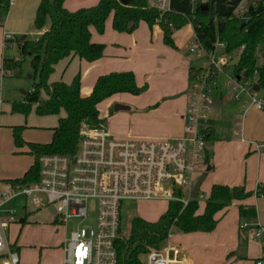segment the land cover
<instances>
[{"label": "crops", "instance_id": "1", "mask_svg": "<svg viewBox=\"0 0 264 264\" xmlns=\"http://www.w3.org/2000/svg\"><path fill=\"white\" fill-rule=\"evenodd\" d=\"M40 1L9 0L8 10L0 25V192L5 190L9 180L21 177L33 164L34 156L29 153L27 143H48L27 141L23 138V133H27L24 129L31 127L30 116L36 105L32 106L27 115L13 112L12 104L24 102L27 92L23 91L24 96H18L13 86L7 85L5 88L4 85L5 76L10 75L13 70L8 66L7 60L20 61L19 38H36L48 29L49 19L41 29H37L34 23ZM98 2L99 0H64L63 6L69 11H75L79 8L91 7ZM250 2V0H210L209 9L214 16L239 14L249 7ZM173 4L190 5L189 10L175 9L177 12L186 13L194 10V5L190 3L174 0ZM104 31L105 34L108 32L107 38L105 34H98L93 27H90L91 41L105 46L101 58L87 62L78 56L70 55L54 65L48 82L62 81L70 84L79 74L80 96L86 97L91 93L100 75L132 71L139 86L147 85L146 91L137 96L127 93L115 94L104 100L98 105L99 119L104 123L106 121L109 131L120 137L164 139L183 136L186 108L193 83H190L188 77L189 68L193 65L190 57L185 53L188 43L194 37L192 25L189 23L174 31L172 39L177 49L165 45L162 31H158L155 26L150 30L144 22H139L137 28L130 33L118 32L112 28L110 15L106 20ZM13 49L17 53H13ZM9 51L12 52L8 54ZM225 56L229 63L230 56L227 54ZM222 72L225 79L219 83L217 72L215 87L210 97V104L214 100L215 108L212 120H207L208 126L211 127V139L207 141L206 147L210 170L204 180L211 176L213 182L211 186L213 184L244 185L252 195L243 201L235 200L231 205L217 212L216 227L210 232L179 231L172 236L171 230L176 229L172 228L162 249L176 255L179 259L177 264H257L258 262L264 264V244L255 237V228L258 225L264 226V194L261 196L255 194L257 190L264 188V109L259 110L250 105V95L235 89L236 85L230 69L224 68ZM41 95L44 100L47 99L44 92ZM103 103H106V107L101 110L99 107ZM114 103L129 106L134 104L139 111L113 113L110 109ZM18 126L23 127L21 137L25 144L21 147L14 143L13 128ZM20 153L30 155L20 156ZM243 155L247 156L244 171L240 169H237L240 171L234 172V169L232 171L229 164L240 160ZM211 186L207 187V193H203L205 198L208 197ZM241 203L254 205L255 218L243 220L239 217L238 206ZM204 206L205 203L201 210L198 203V214L203 212ZM166 207L165 202H143L136 208L128 210L125 218L126 239L130 233L131 220L135 215L157 220ZM26 219L24 214L19 216V222L24 223ZM244 222L248 224L246 227H242ZM68 234L69 232L65 231L57 246L39 245L37 248L36 245H29V249H22L18 244V236L11 244L18 252L21 264H63V241ZM28 253H32L30 257ZM55 253L59 255L53 256Z\"/></svg>", "mask_w": 264, "mask_h": 264}, {"label": "trees", "instance_id": "2", "mask_svg": "<svg viewBox=\"0 0 264 264\" xmlns=\"http://www.w3.org/2000/svg\"><path fill=\"white\" fill-rule=\"evenodd\" d=\"M179 1L188 3L190 0ZM63 3L64 0H41L34 23L37 29H41L49 19L48 29L36 38H19L21 54L31 57L34 82L24 102L12 104V111L27 115L32 106L36 105L35 111L39 115L59 114L63 110L65 116L58 119L50 142L27 143L29 153L34 156V162L21 177L9 180L11 184L37 180L38 157L43 153L75 154L81 122H100L98 105L104 100L115 94L127 93L137 96L146 91L147 85L139 86L132 71L100 75L91 93L86 97L80 96L79 74L70 84L62 81L48 82L54 65L70 55L78 56L87 62H93L103 56L105 46L91 41L90 27L98 34H103L110 15L112 28L127 33L137 28L139 22L146 23L151 30L156 19H159L163 42L173 49H177L172 39L174 31L191 23L194 37L206 52L212 50L218 41L224 44V52L231 60L238 56L236 64L225 65L223 69H230L237 82L244 83L254 79L264 94V0L251 1L242 14L216 16L210 12V0L203 4L198 2L193 12L181 14L171 11L162 15L145 8L141 0H126V3L122 0H99L96 5L75 11L67 10ZM205 6L208 8H204ZM8 7L9 0H0V25ZM210 19H213L211 23ZM169 24H172V27ZM241 46L243 49L239 52ZM260 59H263L262 62ZM7 62L10 68H19L20 61L8 59ZM203 71L202 67H190V83ZM216 76L217 73L211 75L208 83L216 80ZM42 92L46 94L47 99L41 98ZM22 129L21 126L13 128L14 143L18 147L25 144L21 137ZM206 133L208 141L211 139L210 126L207 127ZM208 161L206 156V162ZM255 194L261 196L264 194V188L257 190ZM251 195L252 192L247 191L244 185L213 184L201 214L197 213L198 201L191 199L185 206L177 201L169 202L157 220L135 215L131 220L128 238L116 242L117 264H146L142 258L151 250H161L172 228L183 233L212 231L217 224V212L231 205L233 201H243ZM238 213L241 219L251 220L256 216V209L254 205L241 203Z\"/></svg>", "mask_w": 264, "mask_h": 264}, {"label": "built area", "instance_id": "3", "mask_svg": "<svg viewBox=\"0 0 264 264\" xmlns=\"http://www.w3.org/2000/svg\"><path fill=\"white\" fill-rule=\"evenodd\" d=\"M141 1L145 8L160 15L176 12L172 8L174 0ZM207 1L190 0L188 3L195 9L198 2ZM154 26L162 31L159 19ZM188 46L197 57L203 53L208 61L202 63L204 71L191 85L183 136L164 139L120 137L112 134L102 120L98 123L83 120L75 154H41L37 180L8 183L0 192V264H21L7 235L10 224L16 221V209L7 205L18 197L30 199L36 209L55 206L57 222L65 227L68 221L74 222L63 241V264H117L116 242L126 239L128 210L143 202L168 204L177 201L185 206L191 200L192 184L202 174L199 170L208 167L207 112L216 82L213 80L209 84L208 78L222 71L228 58L218 53L219 49L224 50V44L218 41L208 52L195 37ZM242 49L243 46L239 52ZM233 81L238 92L250 95V105L264 109V94L260 88L258 91L253 89L254 79L244 83L234 78ZM40 194H45L46 201ZM90 203H95L94 213L89 210ZM23 208H26L25 203ZM247 225L242 223V227ZM255 237L264 244L263 225L255 228ZM145 258L146 264H177L179 261L166 249L151 250Z\"/></svg>", "mask_w": 264, "mask_h": 264}, {"label": "rangeland", "instance_id": "4", "mask_svg": "<svg viewBox=\"0 0 264 264\" xmlns=\"http://www.w3.org/2000/svg\"><path fill=\"white\" fill-rule=\"evenodd\" d=\"M173 3V2H172ZM174 8L173 10L176 11H183L189 10L190 5H172ZM176 11V12H177ZM239 14H242L239 13ZM111 29V28H110ZM109 31V30H108ZM105 34V31L104 33ZM108 32H106L105 37L107 38ZM185 51V50H184ZM12 52L9 51L8 54ZM16 52L13 49V53ZM17 53V52H16ZM185 53L190 57L191 63L194 67H202V63H206L208 58L201 53V57H197L194 51L189 49L187 45ZM218 53L220 55H225L223 49H219ZM20 56V65L19 68L13 69L11 74L5 76L4 85L7 88V85L13 86L14 92L18 96H24L23 91L29 92L32 89V85L34 82L33 79V69L31 67V57L29 55H24L18 52ZM262 62V59H260ZM10 73V72H9ZM224 73L222 71H218V82L221 83L224 81ZM16 86V87H15ZM42 96V95H41ZM43 99V97H41ZM214 99V97H213ZM25 100V98H24ZM44 100V99H43ZM204 102L202 101L201 104ZM128 105V104H126ZM34 106V105H33ZM106 107V103L100 105L99 108L104 109ZM36 108V107H35ZM215 108L214 100L210 104V110L207 112L209 121L213 118V111ZM111 112L115 113L113 107L110 109ZM139 109L133 104L130 105V110L126 111L129 113L138 112ZM64 111L62 110L59 114L53 115H39L36 113L35 109L31 113V127H26L24 130H27V133H23V138L27 141H34V142H49L52 137L53 128L58 124V119L64 116ZM106 123V121H105ZM23 130V129H22ZM20 156L23 155H30L27 153H20ZM238 155V152H236ZM237 157V156H236ZM247 156L243 155L240 160H235L234 163L229 164L231 165L232 171L234 172L243 170L244 171V162ZM20 162V160H19ZM240 169V170H237ZM206 171V167L203 170H199V172L204 173ZM218 172V171H217ZM220 172V171H219ZM222 173V172H220ZM218 175V174H217ZM212 177L208 176L200 186L199 189V196L196 200L199 203L200 209H203V205L206 201L205 195L203 193H207V187L211 186L212 184ZM187 195V194H186ZM43 199L46 201L45 194H40ZM26 204V208H23V204ZM7 206H11L16 209V221L12 222L8 228L7 235L10 244L14 242L13 240L18 236L19 241L18 244L21 246L22 249H29L30 246L36 245L38 248L39 245L41 246H57L66 232H69L73 226V221H68L66 227L63 224L57 222L58 215L55 206L47 205L45 208L36 209L34 205L30 203V199H25L24 197H18L12 203L10 202ZM127 205V208L130 206ZM90 212H95V203L89 204ZM200 210V211H201ZM26 216V221L24 223L19 222L20 215ZM58 229V231H56ZM179 231L177 229L171 230V235L174 236ZM30 245V246H29ZM57 250L58 248L55 247ZM59 251V250H57ZM32 253H28L30 257ZM59 254L55 253L53 256H58ZM143 261H146V258H142Z\"/></svg>", "mask_w": 264, "mask_h": 264}, {"label": "water", "instance_id": "5", "mask_svg": "<svg viewBox=\"0 0 264 264\" xmlns=\"http://www.w3.org/2000/svg\"><path fill=\"white\" fill-rule=\"evenodd\" d=\"M123 3H126V0H122ZM204 8H208V6H205ZM213 21V19H210V23ZM132 25V24H131ZM130 25V26H131ZM238 56H235L229 63L228 65H234L238 62ZM253 89L255 91H258L259 90V86L258 85H254L253 86ZM113 110L115 112H118V111H128L130 110V106L129 105H126V104H122V103H114L113 105ZM210 170V167H207L206 168V171L204 173H202L199 177H197L193 184H192V187H191V190H190V198L191 199H196L198 197V192H199V188H200V185L202 183V181L204 180V178L206 177V174L207 172Z\"/></svg>", "mask_w": 264, "mask_h": 264}]
</instances>
